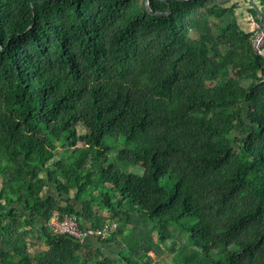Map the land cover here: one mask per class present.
Here are the masks:
<instances>
[{"label": "trees", "instance_id": "16d2710c", "mask_svg": "<svg viewBox=\"0 0 264 264\" xmlns=\"http://www.w3.org/2000/svg\"><path fill=\"white\" fill-rule=\"evenodd\" d=\"M146 1L0 0V264H264V56L238 3Z\"/></svg>", "mask_w": 264, "mask_h": 264}, {"label": "built area", "instance_id": "2783aa9c", "mask_svg": "<svg viewBox=\"0 0 264 264\" xmlns=\"http://www.w3.org/2000/svg\"><path fill=\"white\" fill-rule=\"evenodd\" d=\"M253 31L251 33V42L254 51L259 54H264V27L262 23L251 16ZM50 229L57 234L72 236L81 242H86L92 238L106 239L118 227L117 222L105 224L102 227L94 228L92 226L80 227L78 219L75 215L61 214L55 210L47 222Z\"/></svg>", "mask_w": 264, "mask_h": 264}, {"label": "rangeland", "instance_id": "374dc122", "mask_svg": "<svg viewBox=\"0 0 264 264\" xmlns=\"http://www.w3.org/2000/svg\"><path fill=\"white\" fill-rule=\"evenodd\" d=\"M242 8H243V5L238 4V11L239 10L241 11ZM245 9H247V8H245ZM80 131L82 133H84L86 130L84 128H80ZM121 140H119L118 142H116V141H110L111 142V145H112V149L108 153V155H109V162L107 164H109L110 162L115 161L116 150L119 147L123 146V143H122ZM78 144L79 145H82L83 144V141H80ZM119 164L122 166V169L123 170L129 171V172H132V173H141L142 172V169H143L141 166H133V165H129V164H126V163H119ZM2 180H3V177L0 176V186H1ZM179 246L180 245H178L177 247H179ZM165 252L166 253L162 254L161 256H155L153 252H150L151 256L155 257V260L157 261V263L152 262L151 264H167L170 261V259L167 258L166 256H168L167 254H170V250L168 248H166L165 249ZM168 264H170V263H168Z\"/></svg>", "mask_w": 264, "mask_h": 264}, {"label": "crops", "instance_id": "0c3cea01", "mask_svg": "<svg viewBox=\"0 0 264 264\" xmlns=\"http://www.w3.org/2000/svg\"><path fill=\"white\" fill-rule=\"evenodd\" d=\"M229 2H233V3H238L243 5L242 10L238 13V17H239V22L241 24V26L246 30V31H250L252 33L253 31V25L251 23V14H249L248 12V8L250 7V0H230ZM247 8V9H245ZM264 56V54H263ZM102 214H104L105 216H108V212L107 211H103Z\"/></svg>", "mask_w": 264, "mask_h": 264}, {"label": "water", "instance_id": "95a60500", "mask_svg": "<svg viewBox=\"0 0 264 264\" xmlns=\"http://www.w3.org/2000/svg\"><path fill=\"white\" fill-rule=\"evenodd\" d=\"M219 2L221 3H227L229 2L230 0H218ZM251 2H253L254 4V1L253 0H250ZM146 5H147V8L148 10L152 13V14H157V15H166L170 10L171 8H169L168 12H153L149 6V3H148V0L146 1ZM259 17H260V22L262 23L263 27H264V17L262 16V13L259 11Z\"/></svg>", "mask_w": 264, "mask_h": 264}]
</instances>
